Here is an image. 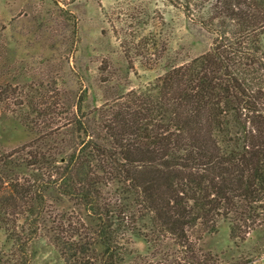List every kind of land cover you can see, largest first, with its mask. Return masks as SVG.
Wrapping results in <instances>:
<instances>
[{"label":"trees","instance_id":"16d2710c","mask_svg":"<svg viewBox=\"0 0 264 264\" xmlns=\"http://www.w3.org/2000/svg\"><path fill=\"white\" fill-rule=\"evenodd\" d=\"M170 2L206 49L182 59L170 37L145 39L147 86L62 102L60 76L51 103L25 102L29 139L0 146L14 252L45 231L65 264H220L206 234L224 222L243 241L264 222V0Z\"/></svg>","mask_w":264,"mask_h":264},{"label":"rangeland","instance_id":"374dc122","mask_svg":"<svg viewBox=\"0 0 264 264\" xmlns=\"http://www.w3.org/2000/svg\"><path fill=\"white\" fill-rule=\"evenodd\" d=\"M167 37L182 59L209 44L208 36L184 18L178 2L170 0H0L1 148L27 142L21 125L29 111L25 102L51 103L56 78L63 79L58 84L62 102L84 86L89 99L93 94L97 100L106 92L113 96L147 86L157 71L143 68L141 62L150 59L143 45L155 39L161 48ZM58 207L70 209L71 204ZM50 240L42 231L23 256L0 230V264H65ZM201 244L220 264H264V222L243 241L231 238L227 223L220 222ZM135 245L145 252L143 241Z\"/></svg>","mask_w":264,"mask_h":264}]
</instances>
